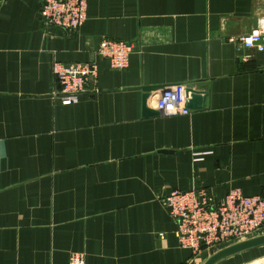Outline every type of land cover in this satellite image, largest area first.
<instances>
[{
    "label": "crops",
    "instance_id": "0c3cea01",
    "mask_svg": "<svg viewBox=\"0 0 264 264\" xmlns=\"http://www.w3.org/2000/svg\"><path fill=\"white\" fill-rule=\"evenodd\" d=\"M43 0H0V264H205L180 246L162 198L205 189L264 197V62L238 38L264 0H88L72 32L45 28ZM133 46L127 69L96 55ZM98 64L95 91L58 93L53 66ZM168 88L190 115L145 116ZM216 264H264V245Z\"/></svg>",
    "mask_w": 264,
    "mask_h": 264
},
{
    "label": "built area",
    "instance_id": "2783aa9c",
    "mask_svg": "<svg viewBox=\"0 0 264 264\" xmlns=\"http://www.w3.org/2000/svg\"><path fill=\"white\" fill-rule=\"evenodd\" d=\"M88 16V0H43L41 20L45 28L72 32L84 25ZM241 46L255 50L264 62V27L238 38ZM133 46L120 40L105 39L96 55L110 63L113 70L128 68ZM54 75L64 100L76 103L82 94L95 91L98 64L61 63L53 66ZM189 98L185 89L168 88L154 102L155 110L167 116H187ZM171 218L178 226L180 246L195 254L218 250L264 234V197L244 196L230 192L216 199L205 189L174 190L162 198ZM68 264H86L83 253L71 254Z\"/></svg>",
    "mask_w": 264,
    "mask_h": 264
},
{
    "label": "water",
    "instance_id": "95a60500",
    "mask_svg": "<svg viewBox=\"0 0 264 264\" xmlns=\"http://www.w3.org/2000/svg\"><path fill=\"white\" fill-rule=\"evenodd\" d=\"M154 88H147L145 89L146 94L144 96V100H143V105H144V114L145 116H156L158 114H161V112L159 111H153L148 109L147 107V102L148 99L150 97V92L153 91ZM195 91L192 90V88H187L185 90V93L187 95V97L190 96V94L192 95ZM187 107L190 109V101L187 104ZM264 245V234L242 241V242H238L235 244H232L230 246H227L223 249H221L220 251H218L217 253H215L213 256H211L207 262L205 264H216L218 261L222 260L223 258H226L228 256L255 248V247H259V246H263Z\"/></svg>",
    "mask_w": 264,
    "mask_h": 264
}]
</instances>
